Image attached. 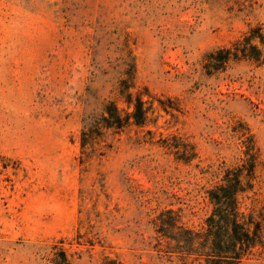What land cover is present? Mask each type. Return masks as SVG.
<instances>
[{
	"label": "rangeland",
	"instance_id": "obj_1",
	"mask_svg": "<svg viewBox=\"0 0 264 264\" xmlns=\"http://www.w3.org/2000/svg\"><path fill=\"white\" fill-rule=\"evenodd\" d=\"M0 264H264V0H0Z\"/></svg>",
	"mask_w": 264,
	"mask_h": 264
},
{
	"label": "trees",
	"instance_id": "obj_2",
	"mask_svg": "<svg viewBox=\"0 0 264 264\" xmlns=\"http://www.w3.org/2000/svg\"><path fill=\"white\" fill-rule=\"evenodd\" d=\"M134 115L137 117V116H144L145 115V112H144V108H143V105H142V101H139V104L136 108V111L134 112ZM118 119V118H117ZM119 122L121 120H118Z\"/></svg>",
	"mask_w": 264,
	"mask_h": 264
}]
</instances>
